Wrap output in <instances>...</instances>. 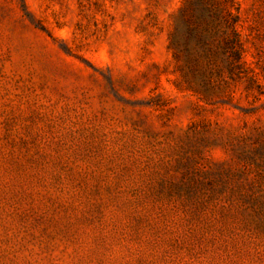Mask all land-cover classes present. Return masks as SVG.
Returning a JSON list of instances; mask_svg holds the SVG:
<instances>
[{
    "label": "rangeland",
    "instance_id": "1",
    "mask_svg": "<svg viewBox=\"0 0 264 264\" xmlns=\"http://www.w3.org/2000/svg\"><path fill=\"white\" fill-rule=\"evenodd\" d=\"M185 1L0 0V264H264V0L231 74Z\"/></svg>",
    "mask_w": 264,
    "mask_h": 264
},
{
    "label": "trees",
    "instance_id": "2",
    "mask_svg": "<svg viewBox=\"0 0 264 264\" xmlns=\"http://www.w3.org/2000/svg\"><path fill=\"white\" fill-rule=\"evenodd\" d=\"M180 12L181 25L174 26L168 45L180 69L198 70L200 60L207 62L208 69L217 54L222 55L223 68L230 74L242 66L239 15L234 0H187Z\"/></svg>",
    "mask_w": 264,
    "mask_h": 264
}]
</instances>
